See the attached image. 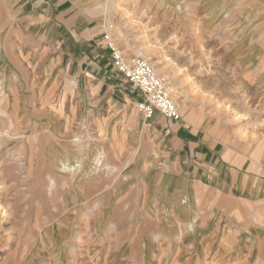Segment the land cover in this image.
Segmentation results:
<instances>
[{"label":"crops","instance_id":"1","mask_svg":"<svg viewBox=\"0 0 264 264\" xmlns=\"http://www.w3.org/2000/svg\"><path fill=\"white\" fill-rule=\"evenodd\" d=\"M128 1L178 49L215 52L216 84L246 83L264 99V0ZM114 3L0 0V131L22 130L24 151L42 150L45 170L23 176H37L46 196L39 242L70 245L62 264H107L108 228L134 210L130 226L168 227L186 264H264V158L240 154L207 104L182 102L179 120L144 117L143 93L114 66L106 38L121 15ZM180 3H197L198 29L184 25ZM228 67L238 75H223ZM32 131L54 137L35 144ZM154 233L147 241L160 242Z\"/></svg>","mask_w":264,"mask_h":264},{"label":"rangeland","instance_id":"2","mask_svg":"<svg viewBox=\"0 0 264 264\" xmlns=\"http://www.w3.org/2000/svg\"><path fill=\"white\" fill-rule=\"evenodd\" d=\"M125 1L129 2L114 0L121 15L116 19H109L106 24L107 29H111L108 35L125 60L131 63L137 55L151 60L156 64L157 73L165 79L178 106L188 101L207 104L217 114L211 117L218 118L226 124L227 130L232 131L233 139L240 145V154L264 158V99L251 98L246 83L216 84V68L219 74L221 69L215 66V52L200 51L198 44L193 50L178 49L181 47V40H168L166 36L156 34V26L152 24L149 14L146 18L145 15L139 17L140 13L125 8ZM143 5L149 9L151 3L146 2ZM196 6L197 3L179 4L182 12L180 17H185L184 25L194 30L200 25L198 14H194L193 10ZM232 73L233 76L238 75V71L233 68H224L223 75ZM34 81L36 80L30 82L32 86ZM222 95L228 98H221ZM15 112V120L18 122L20 116ZM3 117L0 115V122L7 121ZM25 134L22 130L0 131V264H40L42 253L50 256V259L52 257L53 262L62 264L65 254L71 250L70 245L39 242L42 230L39 214L44 213L39 211V206H44L40 203L45 202L46 196L44 190L40 189L37 176L26 180L23 176L29 171L32 174L37 172L38 175L39 170H45V163L40 158L42 150L39 146H27L24 151L22 138ZM45 135L54 137V132L32 131L31 142L36 144ZM24 202L31 206L27 204L25 207ZM134 213V210L127 212L126 226L108 228L111 257L107 264H186L181 258L173 256V245L167 241L168 227L130 226L133 224L134 217L131 216ZM152 231L156 233L151 237L160 242L147 241L146 237ZM121 252L128 258L118 259L115 255ZM189 264H199V259Z\"/></svg>","mask_w":264,"mask_h":264},{"label":"built area","instance_id":"3","mask_svg":"<svg viewBox=\"0 0 264 264\" xmlns=\"http://www.w3.org/2000/svg\"><path fill=\"white\" fill-rule=\"evenodd\" d=\"M106 38L112 49L114 66L143 93L144 99L138 103V108L144 113V117L149 119L156 112H160L167 118L181 119L179 106L169 91L165 79L157 73L152 61L137 55L131 63H128L110 36L106 35Z\"/></svg>","mask_w":264,"mask_h":264},{"label":"bare ground","instance_id":"4","mask_svg":"<svg viewBox=\"0 0 264 264\" xmlns=\"http://www.w3.org/2000/svg\"><path fill=\"white\" fill-rule=\"evenodd\" d=\"M145 51V50H144ZM143 53V52H142ZM143 54H145V52L143 53ZM146 55V54H145ZM154 65V67H156L155 65V63L153 64ZM170 87H172V86H170ZM173 91V90H172ZM175 94H177L176 92H175ZM173 96V95H172ZM175 96V95H174ZM176 97V96H175Z\"/></svg>","mask_w":264,"mask_h":264}]
</instances>
